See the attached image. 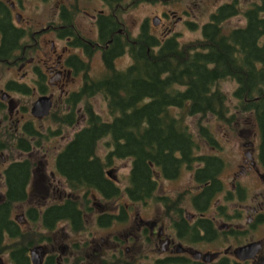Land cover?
<instances>
[{"label": "flooded vegetation", "instance_id": "af4514ba", "mask_svg": "<svg viewBox=\"0 0 264 264\" xmlns=\"http://www.w3.org/2000/svg\"><path fill=\"white\" fill-rule=\"evenodd\" d=\"M100 1L101 7L91 8L81 0H59L54 10L57 20L25 16V0H0V18H6L14 33L9 40L0 26V205L6 198L11 164L27 159L32 166L26 198L8 205L15 232L30 234L32 242L20 245L24 235L11 236L5 230L0 238V264H6L4 253L13 264H35L34 257L41 261L37 264H264L262 138L255 110L243 109L235 94L239 86L236 78L234 109L216 81L213 88L226 95L225 112L205 114L215 115L227 133L226 125L233 128L240 113H252L254 124L239 131L243 137L238 142L242 146L239 154L216 151L222 147L221 137L210 125H204V133L200 129L198 134L214 151L196 152V137L183 121L196 142L193 152L178 151L176 162L171 167L168 164V172L166 164L150 161L156 182L150 189L139 192L133 184L132 167L125 186L118 183L114 169H103L108 185L82 186L73 184L59 168V160L76 134L89 125V109L99 113L91 97L103 94L109 102L98 84L107 74L106 55L113 54V42L119 40L118 53L112 56L117 69H126L134 61L132 56L127 66L117 64L119 56L131 54L127 47L133 33L123 22V15L121 20L117 13L127 4L124 0ZM192 1L198 6L202 0ZM214 3L208 14L199 16V6L194 11L200 22L192 11L186 10L187 18L163 9L152 22L165 29L164 33L149 29V21L142 25L141 32L149 26L160 43L172 38L179 43L172 28L177 22L184 23L201 33L190 42L194 48L204 47L210 43L206 32L220 29L224 35L236 32L238 36L257 25L264 0ZM82 14L89 18L86 30L78 22ZM233 18L238 22L227 27L226 22ZM103 31L106 39H102ZM97 53L104 73L94 71ZM49 102V112L41 113ZM108 108L112 119L110 103ZM187 108L189 113L190 106ZM49 119L51 123L46 124ZM83 120L85 123L79 126ZM97 154L107 165L118 157L109 152L101 156L98 150ZM50 162L54 163L52 167ZM165 179H183L184 184L177 191L165 192ZM69 202L72 213L53 215L54 209ZM89 216L109 234L82 236ZM68 227L80 235L65 232ZM10 242L15 247H5ZM20 255L26 258L21 260Z\"/></svg>", "mask_w": 264, "mask_h": 264}, {"label": "trees", "instance_id": "16d2710c", "mask_svg": "<svg viewBox=\"0 0 264 264\" xmlns=\"http://www.w3.org/2000/svg\"><path fill=\"white\" fill-rule=\"evenodd\" d=\"M264 4L257 25L249 30L224 35L220 29L206 32L210 41L204 47L192 43L180 45L168 39L160 43L148 29L128 42L134 61L126 69H117L113 54L118 42H113V54H107V74L99 81L98 88L109 96L112 119H105L91 108L88 126L81 129L70 147L59 160V168L69 175L73 184L82 186L108 185L103 169L107 164L97 154L98 143L105 136L111 137L113 147L109 154L132 158L133 184L150 189L153 163L166 164V171L176 162L178 151L192 153L196 145L192 133L183 123L182 113L173 106H190L189 113L212 111L225 112L226 95L213 86L221 78L232 77L239 81L235 94L240 97L243 109L253 108L261 132V154L264 161ZM6 18H0L5 38L13 39L14 33ZM102 39H106L104 31ZM258 38V40H257ZM260 38V39H259ZM117 40V39H116ZM120 51V50H119ZM90 106V104H88ZM205 127L200 132L204 133ZM112 158V157H111ZM27 159L14 161L8 168L9 184L3 205H0V238L5 230L11 236L17 229L9 219V203L26 198V184L31 175ZM71 202L54 209L53 215L72 213ZM24 235L20 245L32 242L31 235ZM5 247L13 248L10 242ZM17 258L16 255H12ZM26 258L20 255V259ZM27 263V262H26ZM20 264H23L20 262Z\"/></svg>", "mask_w": 264, "mask_h": 264}, {"label": "rangeland", "instance_id": "374dc122", "mask_svg": "<svg viewBox=\"0 0 264 264\" xmlns=\"http://www.w3.org/2000/svg\"><path fill=\"white\" fill-rule=\"evenodd\" d=\"M127 6L125 8L120 9L121 12H118L119 18L122 20L121 15H123L125 22V25L131 29L130 31L133 33L132 37L134 38L141 32V27L143 24H146V22L149 21L150 27L155 33L162 35L165 31L161 27H156L152 20L156 18V14L160 13L163 9L168 10H175L177 14H182L185 17L188 18L189 13L186 10L192 11L193 15L194 11L197 12L198 6L200 8L201 14L199 16H202L204 14H208L210 9L215 7V0H202L201 4L196 6L193 4L192 0H124ZM191 1V2H190ZM217 2L223 1V0H216ZM28 3L27 9L24 11L25 16H33L39 18L44 17H50L52 19L58 20V12L56 13L54 10L57 9V4L59 0H51L49 2H45L42 0H28L26 1ZM82 3L85 4V6H89L91 8H94L95 6L101 7V1L100 0H81ZM190 2V3H189ZM203 12V13H202ZM199 16H196V19L200 22L198 19ZM204 20V19H201ZM78 22L80 26L83 27L84 30L85 26L89 24V18L86 17L84 14L78 16ZM238 22V19L233 18L232 20H228L226 22V26H231ZM147 27V29H148ZM172 31H174L175 34H177V38L179 40L180 45H185L187 43H190L191 40L195 39L197 36L200 37L201 33L200 31H195L191 29L187 24L179 23L177 22L175 26L172 28ZM169 31H167L166 34H168ZM57 43L59 44V40H57ZM129 48V47H127ZM94 71L95 72H102L104 73V69L102 70V64L100 62V54L97 53L94 55ZM132 55L130 53L123 54L122 56H119L117 59V64L119 67H125L127 66L132 60ZM100 65V66H99ZM98 66V67H97ZM238 83L234 78L227 77L222 78L218 81L217 87L222 89L226 94L228 98V103L231 106L232 109H234V105L237 102L234 96V90L237 87ZM91 101L94 104L96 110L105 118V119H111L109 108H108V101L106 97L103 94H97L93 97H91ZM188 104H185L184 107H174L172 110L176 113H182L184 116L183 121L185 123H188L190 129L193 131L198 145L196 146V152H204V151H214L208 143L203 139L199 137V130L202 126L210 125L211 128L216 132V134L221 137L222 147L220 149L216 150L218 152H222L224 154H239L241 152V148L238 142L242 141L243 137L240 134V129L243 127H248L254 124V119L251 112H245L240 113L238 115L237 121L234 123L233 128L230 125H226L227 127V133L225 131L224 124H221L218 119L215 118V115L212 113L205 114V113H197V114H189L188 113ZM51 119L46 120V124L51 123ZM84 122V120L79 124L81 126ZM49 126V125H48ZM55 126V125H54ZM255 127V125H254ZM71 131V129H68ZM59 136V135H58ZM256 135L254 134L253 138H255ZM57 139H61V137H57ZM111 137L105 136L100 139L98 143V153L102 156L106 154L109 149L112 146V142H110ZM53 162H50V166L52 167ZM132 165V159L130 157H115L114 160L111 162L110 165H107L106 168L108 169H114L113 172L115 173V176L118 178V183L121 186H125L129 183V173ZM189 171L183 175V179H188ZM182 179V180H183ZM182 180H168L165 179L164 184V191H177L179 188H181V185L184 184ZM4 188V185H3ZM89 196H92L89 192ZM91 204H94L91 202ZM69 232L73 235H80V233H75V231H72L69 227L65 232ZM109 230L102 228L98 225L96 222V219L93 216H89V219L87 220V228L81 232V235L91 236L92 234H98L100 235H107L109 234ZM4 259L6 261V264H13L11 261V258L8 253H4ZM131 260L133 261V258L131 257ZM131 261V263H133ZM41 261L38 260L35 264L39 263ZM74 262V261H73ZM66 263V262H65ZM70 264V263H69Z\"/></svg>", "mask_w": 264, "mask_h": 264}, {"label": "water", "instance_id": "95a60500", "mask_svg": "<svg viewBox=\"0 0 264 264\" xmlns=\"http://www.w3.org/2000/svg\"><path fill=\"white\" fill-rule=\"evenodd\" d=\"M51 107V103L49 102L44 108H43V111L41 113H44V114H47L49 112V109ZM38 250V249H37ZM35 262L37 261V258L34 257L33 259Z\"/></svg>", "mask_w": 264, "mask_h": 264}]
</instances>
